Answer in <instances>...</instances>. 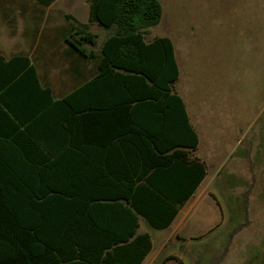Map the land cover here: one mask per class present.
Masks as SVG:
<instances>
[{
  "label": "trees",
  "instance_id": "trees-1",
  "mask_svg": "<svg viewBox=\"0 0 264 264\" xmlns=\"http://www.w3.org/2000/svg\"><path fill=\"white\" fill-rule=\"evenodd\" d=\"M162 14L158 0H89L87 24L67 16L73 24L63 42L78 60L93 61L95 73L60 98L28 56H0V264L75 257L98 264L102 251L136 245L141 252L132 264H139L151 248L147 235L136 236L139 218L166 228L205 177V165L189 159L186 188L176 198L166 174L149 173L157 155L188 156L198 145L173 89L179 69L171 40L145 42ZM92 24L107 32L97 53L88 49L97 47ZM116 151L125 152V182L105 188V163H115ZM247 223H238L229 241ZM84 248L98 253L88 258Z\"/></svg>",
  "mask_w": 264,
  "mask_h": 264
},
{
  "label": "rangeland",
  "instance_id": "rangeland-1",
  "mask_svg": "<svg viewBox=\"0 0 264 264\" xmlns=\"http://www.w3.org/2000/svg\"><path fill=\"white\" fill-rule=\"evenodd\" d=\"M158 1L162 19L146 38L167 37L173 44L180 72L173 89L183 99L200 141L197 155L206 167L199 191L205 188L208 195L194 206L184 233L201 237L188 240L178 253L187 250L184 264H216L228 230L246 220L220 264H259L264 242L259 203L264 189V36L259 20L264 22V0ZM86 5V0H62L41 8L32 0H0V55L28 56L54 97L66 95L95 71L93 61L78 60L63 42L72 25L66 17L86 23L81 12ZM88 30L98 36L97 47L88 48L97 53L105 32L94 24ZM220 212L223 224L207 234L202 222ZM171 231L151 229L155 246Z\"/></svg>",
  "mask_w": 264,
  "mask_h": 264
},
{
  "label": "crops",
  "instance_id": "crops-1",
  "mask_svg": "<svg viewBox=\"0 0 264 264\" xmlns=\"http://www.w3.org/2000/svg\"><path fill=\"white\" fill-rule=\"evenodd\" d=\"M46 1L47 0H32V2L36 6L41 7V8H52L53 6L60 3V1H62V0H51L48 4H45ZM77 1H79V0H77ZM86 1H87L86 7L84 9H82V11H81L82 13H84L83 11L86 12V15H85L86 23H80L75 18H73V19H75V21H77L80 24H87V21H88L89 0H86ZM71 24H73V23H71ZM259 28H260L259 30H261L262 36H264V22H262L261 20H259ZM100 29H102V28H100ZM102 30L105 32V37L101 41L100 45L102 44V42L105 40V38L107 36V32L104 29H102ZM147 35L148 34L145 35V42H150L153 39H155V38H153V39L148 40L146 38ZM97 38H98V36H97ZM156 38H162V37H156ZM97 45H98V42H97ZM68 53H69V51H68ZM15 55H21V54H15ZM71 55H73V54H71ZM12 56H14V55H12ZM12 56H10V57H12ZM73 56L76 57L75 55H73ZM1 57H3V56H1ZM84 61H87V60H84ZM88 62H91V61H88ZM94 73H95V71H94ZM94 73L88 79L83 80V82L91 79V77L94 75ZM179 77H180V72H179ZM79 85H77V86H79ZM181 99H182V97H181ZM182 101H183V99H182ZM199 146H200V141L198 138V145H197L196 150L193 152H190L188 156L185 155L186 153L178 152L171 157L172 151H170V152L162 154V156L157 155V157H155L153 159L154 164H153L151 170L149 171V173L150 174L164 173V175L166 174V177H167V178H165V182L167 184L166 187H167V189L178 191V193L174 194V197H176V198H181L182 197L181 191H182V189L184 190L186 188V183H187L186 177L188 176V168L190 166L189 159L194 160V161H198V162L204 164V161L197 155V151L199 149ZM115 156H117L115 163H108V162L105 163V171H104L105 177L102 179V183H103L105 188L121 187L122 185H124V182H125L124 176H123L124 172H122V170H124L125 162L123 159H120L123 156H125V152L124 151H116ZM118 157H119V159H118ZM140 168H141V166H140V164H138V169H140ZM120 170H121V172H120ZM137 171H139V170H137ZM260 173H264V171L261 170ZM205 179H206V175L203 178V180L200 182V184L197 186V188L194 190V192L190 196V198H188L185 202H183L181 204V206L178 208L174 218L171 220L170 224L166 228H163V229L153 228L144 219L139 218V221H138L139 226H138V229L136 232V236L143 235V234L147 235L149 238L150 246H151L149 252L142 258V260H141V262H139V264H179V262L181 264H184L182 255H184L187 250L181 249V253L179 254L178 249L181 248L180 247L181 245L187 244L188 240H195V239H198L201 237L200 235L199 236H187L184 233H186L185 232L186 231L185 223L187 221L188 216L192 212L194 206L204 197V195L207 194L205 188H203L199 191V189L201 188ZM135 180H136L135 176L132 178L131 177L129 178V182H134ZM248 186H249L248 189L252 188V184H250ZM184 194L186 196V191L184 192ZM247 200L248 199H246L245 202ZM251 201H252V198H250L246 204L250 205ZM259 203H260L262 210H264V207H262V206H264V189H262V194H261V197L259 198ZM170 204L176 205L177 202H171ZM208 207L210 209H212L211 213L212 212L214 213L213 207L210 205V203L208 204ZM248 210H249V207H248ZM203 222H202L203 225L204 224L207 225L206 227L204 226L207 234L212 233V232H216V230H218L219 227L223 224V215L220 212L219 217H217L216 219L214 217L213 218L207 217V219L204 220ZM235 227H236V225H234V227H232V229L228 230L226 237H225L226 241L224 243L222 250L220 252H217L218 254L215 253V254H217V259L221 254L225 255V252H224L225 248H226V253L228 254L230 252V249L235 244V239L241 230L237 234H235L230 241L228 239L229 232L231 230H233ZM171 228H172V231L167 236H165L161 241L157 242V244H159V245L155 246L154 241L152 239V236L150 235V230L152 229V230H157V231L163 232V231L170 230ZM261 229L262 230H261L260 239H261V241H264V227H262ZM114 234L116 236L117 235L122 236V232H120V231H116V232H114ZM70 252L78 254V251L76 250V248H71ZM95 252L98 253L97 251H95L94 248H84V254L89 255V256H87L88 258H90V255H94ZM126 252H128V253H126ZM140 252H141V247H139L138 245H136L134 248H128V249H124L122 246H114L112 248H109V249L101 252L102 253L101 254V261L102 262H99L98 264H124V261H127L128 264L129 263L132 264V262L134 260L138 259ZM224 258H225V256L223 257V259ZM88 262H90V261H88ZM58 264H64V263H58ZM66 264H91V262L90 263H82V262H79L77 257H75V260H71L70 262H67ZM260 264H264V260H260Z\"/></svg>",
  "mask_w": 264,
  "mask_h": 264
}]
</instances>
